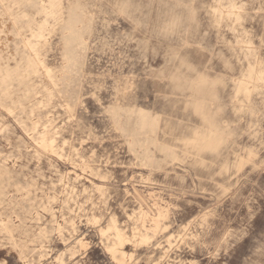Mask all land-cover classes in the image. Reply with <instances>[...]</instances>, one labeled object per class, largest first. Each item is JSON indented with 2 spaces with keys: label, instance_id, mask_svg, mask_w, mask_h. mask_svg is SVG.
Here are the masks:
<instances>
[{
  "label": "rangeland",
  "instance_id": "obj_1",
  "mask_svg": "<svg viewBox=\"0 0 264 264\" xmlns=\"http://www.w3.org/2000/svg\"><path fill=\"white\" fill-rule=\"evenodd\" d=\"M0 264H264V0H0Z\"/></svg>",
  "mask_w": 264,
  "mask_h": 264
},
{
  "label": "bare ground",
  "instance_id": "obj_2",
  "mask_svg": "<svg viewBox=\"0 0 264 264\" xmlns=\"http://www.w3.org/2000/svg\"><path fill=\"white\" fill-rule=\"evenodd\" d=\"M242 87H243V85L240 84L238 86V89L240 91H243V92L246 91V88H242ZM203 89H204V86L202 85L200 87V85H199V88H197V92L199 93V95L202 94ZM198 110L200 111L199 114L201 115L202 119L208 121V124H206V125H207V127L209 129L207 128L206 130H204L203 132H201L200 134H198L196 136V139L192 142V146L194 148L198 149V150L199 149H202V148H207L208 149V146H209L208 142H206V144L205 143L203 144V142L206 139H209V135L211 134V143H212L211 147H213V148L218 147V145H220L219 143L222 142L220 136H218V134L220 132H213L212 131L211 126H213L215 128H217V127H216V125L213 124L212 120L209 117V113L206 110V104H204V103H201V105L198 104ZM117 238H120V236L117 235Z\"/></svg>",
  "mask_w": 264,
  "mask_h": 264
}]
</instances>
